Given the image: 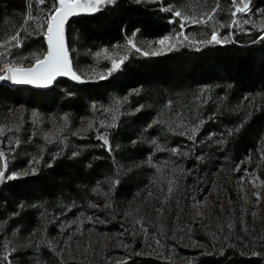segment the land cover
<instances>
[{"label": "trees", "instance_id": "16d2710c", "mask_svg": "<svg viewBox=\"0 0 264 264\" xmlns=\"http://www.w3.org/2000/svg\"><path fill=\"white\" fill-rule=\"evenodd\" d=\"M29 3L34 16L39 11L37 22L43 23L47 6L39 7L35 0H0V42L23 23ZM217 3L214 22L187 27L185 34L207 39L215 27L220 36L235 32V42L203 46L201 51L179 47L148 57L132 52L118 71L99 79L111 62L102 57L104 60L95 68L94 53L108 48L124 54L126 37L136 29L139 32L134 39L145 47L179 31V24L169 22L171 13L163 7L174 5L199 14ZM249 5L246 15L235 18L245 29L239 31L221 27L234 19L232 0H118L93 15H81L68 27L73 65L85 82L63 79L49 89L0 85V128L5 127L8 134L0 131V151L5 153L8 141L16 143L13 167L18 171L33 158L39 161H33L36 174L11 180L0 192V247L6 241L16 246L14 232L20 239L34 230L51 232L50 215L54 211L56 219L84 221L93 212L92 205H99L102 229L112 235L106 252L111 259L93 264H264V220L243 218L247 232L241 228L240 216L230 218L229 211L219 212L220 220L215 224L199 225L190 220L193 198L198 201L211 192L217 177L238 178L239 172L234 169L264 142V40L259 39L264 33L260 31L264 0H249ZM246 18L251 23L244 25ZM24 43L14 55L47 48L39 33L27 37ZM98 67L105 73L99 74ZM117 100L121 101L119 107ZM169 101L171 109L166 107ZM15 110L19 115L12 119ZM181 114L188 123L204 121L195 143L169 130V124L175 128L179 123ZM113 115L117 117L116 127H106L114 122ZM65 116L66 123L62 119ZM157 120L160 123H154ZM83 123L86 127L81 129ZM241 124L238 133L228 136L230 129ZM48 131H54L52 137L45 135ZM101 134L107 135L111 153L98 139ZM153 140L165 149L179 148L181 154L157 151ZM152 153L174 169H184L171 173L174 179L178 177V183L163 223H156L150 214L151 210L157 212V200L156 204L143 203L147 192L161 180L154 179L155 172L147 164L146 157ZM4 158H9L6 153ZM114 179H119V184L106 196ZM167 185L162 186L160 195L167 193ZM231 193L235 199L234 189ZM136 202L143 203L140 219L147 234L131 216L130 204ZM63 211L67 214L60 213ZM185 216L189 222H184ZM230 221L236 222L231 233L227 229L218 232L217 225ZM118 232H124L128 245L123 252L117 246ZM18 247L10 258L18 264H29L28 250ZM52 250L42 248L50 264H59Z\"/></svg>", "mask_w": 264, "mask_h": 264}, {"label": "snow or ice", "instance_id": "6c2138e0", "mask_svg": "<svg viewBox=\"0 0 264 264\" xmlns=\"http://www.w3.org/2000/svg\"><path fill=\"white\" fill-rule=\"evenodd\" d=\"M36 3L42 6H47V12L44 18L43 23H39L36 20V17L32 13V4L29 3L27 5V14L23 20V23L19 25L13 34L8 35L4 38L3 42H0V81H8L12 84L16 85H35L38 87H48L51 86L57 79V77H70L73 81H77L80 83L85 82L82 79V75L78 73L76 69H74L72 60L70 57V49L66 42V25L71 17L77 15H93L99 11H102L109 5H114L116 0H35ZM140 0H137L139 3ZM234 5V11H232L231 15L234 18L230 24H221V27H227L229 29H238L239 31H245L240 25L241 22L237 19L240 14L246 15L247 12L250 11L249 0H232ZM219 9V4L217 3L215 6L209 8L207 11H201L199 14H195L189 12L186 9H182L176 7L174 5H168L163 7L162 10L165 12L171 13L172 19L169 21L172 24H179V31L175 32L174 35H165L162 38L154 42H149L146 47L140 46L136 41L135 37L139 32V29L133 31L131 37H126V44L123 46L125 49L124 54L120 55L110 51L108 48L101 49L100 51L94 53L96 58L103 57L104 59L110 60L111 67L106 70V74H100L99 79H105L107 76H111L114 72L118 71L121 66L127 61L130 57V53L134 52L144 57L148 56H158L164 54L166 52H170L173 50H178L179 47H190L195 51H201L203 46L208 45H222L229 42H235L234 36L235 32L230 31L227 36H220L215 27H213L210 38L207 39H196L194 36L190 37L185 34V30L187 27L192 25H210L215 21L216 13ZM251 23L249 18L243 19L242 24L247 25ZM253 26H255L253 24ZM261 32H264V28L260 29ZM41 34L44 36L46 41V51L43 52H31L28 54H18L14 55L15 49H22L25 46V40L27 37ZM259 39L264 40V35H261ZM255 42V41H253ZM154 45H158V47H154ZM114 48L121 47L120 45H114ZM28 62L27 64L25 62ZM134 93L138 94L139 90L134 89ZM71 95V93H69ZM125 100L127 97L124 98ZM171 101L168 102L167 106L171 109ZM117 107L121 104V101H116ZM96 106L93 105V108ZM142 106L138 107L136 111H140ZM35 115V113H34ZM65 123L67 122V117L62 118ZM113 123L106 125V127L112 128L116 127L115 120L117 117L113 115L112 117ZM179 123L176 124L175 128H173L172 124H169V130L174 134L178 135H186L189 140H192L195 143V137L199 132L200 126L204 123L203 120L197 122L188 123L184 120L183 115L181 114L178 117ZM154 123H160L159 120ZM93 127L92 123H89V129ZM101 127H105L103 123H101ZM152 127V125H149ZM243 124L238 125L235 129H230L228 131V136H233L238 133ZM184 129L183 131L177 132L176 129ZM2 131V130H0ZM74 135H78V133H74ZM211 135L214 134H210ZM46 140H50V137H45ZM98 139L103 141V145L107 146V150L109 153L112 152L111 145L107 138L106 134H101L98 136ZM223 143L224 141H220ZM152 144L156 147L157 151H170L173 155H179V148L165 149L163 148L156 140L152 141ZM79 153H73V156H77ZM183 155H188V153H183ZM5 153L0 151V158H4ZM197 159H201V157H197ZM251 159V157H249ZM259 159L264 162V150H262L259 154ZM35 163L39 161L33 158ZM151 163V160L149 161ZM51 166V165H49ZM239 165L234 169V171L239 170ZM7 161L4 162L3 167H0V183L6 182L9 180H14L21 178L23 176H27L29 174H36L37 169L33 166L29 171H21L14 173H7ZM159 171V169H157ZM174 172L176 169L173 170ZM180 172H183L184 169H179ZM189 172L191 170H188ZM252 179L248 180V183L253 187H264V180L261 179L260 175L256 172L251 174ZM241 180L244 179L243 176L240 177ZM178 181V177L170 180L168 182L167 192L169 197L173 193V186ZM259 182V184H257ZM119 184V179H114L111 181V186L109 189V193H105L106 196L110 195L111 190L114 189ZM99 191V189H96ZM152 193L149 192V196ZM245 194L241 192V196L243 197ZM254 197V205L252 209V214L255 215V207L259 204L260 201V193L254 192L252 193ZM168 197L165 198L163 203L167 202ZM193 202L198 206L197 215L200 219H204L201 215L203 210L204 201H196L193 198ZM109 207L110 205H105ZM92 207H99V205H92ZM70 210V209H69ZM156 211L158 213L163 212V207L157 208ZM243 211V210H242ZM91 220V217L89 218ZM195 223V222H193ZM235 221H230L226 225H217L218 232H225L227 229L228 233H231L235 228ZM239 223L243 231L247 232L248 228L245 224L243 216L240 217ZM136 224L139 225L140 229L147 234V227L143 221V219L137 220ZM191 228L189 227V231ZM16 233L14 232L13 235ZM34 235V234H33ZM215 235V233H214ZM71 240V236L68 238ZM224 239H227V235L224 236ZM41 243H47L51 248V242L41 241ZM156 244L159 246L160 241L157 240ZM11 245V249L9 250ZM39 248V245H36ZM128 247V245H125ZM3 251H0V264H12L10 260V256L13 252L18 251L15 245H12L11 241H6L2 245ZM55 251V249H53ZM64 251L63 248L60 249L58 255L62 254ZM85 252L88 251V247L85 246ZM256 254V253H253Z\"/></svg>", "mask_w": 264, "mask_h": 264}, {"label": "rangeland", "instance_id": "374dc122", "mask_svg": "<svg viewBox=\"0 0 264 264\" xmlns=\"http://www.w3.org/2000/svg\"><path fill=\"white\" fill-rule=\"evenodd\" d=\"M118 0H116L117 2ZM42 5H39V7ZM34 15V14H33ZM39 15V11L36 12L35 16ZM260 25L262 28H264V21H260ZM187 30V28H186ZM185 30V31H186ZM264 35V33H263ZM68 41V39H67ZM71 54V53H70ZM72 58V55H71ZM95 58V68L99 66L100 62L104 59L102 57ZM102 58V59H101ZM101 59V60H100ZM73 64V61H72ZM74 67V65H73ZM75 69V68H74ZM98 73L101 72L105 73L103 69L99 70ZM96 73V74H98ZM0 85H9L12 86V83L8 81H0ZM19 111V110H18ZM18 111H14L12 115V119L16 118L18 116ZM86 124H82L81 129H84ZM80 129V130H81ZM1 133L4 136L8 137L7 131L5 130V127L0 128ZM54 131H48L45 133V135L53 136ZM52 139V138H51ZM56 139V138H55ZM8 143L4 144L5 147V153L8 155L9 158L0 159V167H3V164L5 161H7V173H14V172H21V171H29L31 167L36 168V164L33 161H29L24 168H19L20 170L16 169V162H15V155H14V148H16V143L14 141H11V144ZM1 145V142H0ZM13 146L12 151H9L8 148H11ZM264 150V142L260 143L258 146V149L256 152H251L244 158L243 163L239 166V176L235 180L231 177L223 178L220 177L215 178L212 191L209 192L206 196H204L202 199L198 201H204L203 204V210L201 215L204 219H200V217L197 215L198 213V206L193 202L192 203V211L190 213V220L192 222H195L194 224L202 225L204 222L209 224H215L219 223V212L222 214L228 213V211L231 213L230 218L237 217V216H243V218L251 217L254 221H261L264 220V187H253L251 184L248 183V180L252 179L251 174L253 172H256L260 175L261 179L264 180V162H262L259 159L260 152ZM154 154H148L146 157L147 164L149 168L153 172H155L156 177L155 180H160L157 182L156 187L149 190L144 197V204L147 203H154L157 204L156 207L160 208L163 207L162 213H153L151 210V213L153 217L155 218L156 223H163V220L166 222L168 212L171 210L170 200L172 199L173 193L169 197L168 192L160 195L158 193L161 191L162 186L165 184L167 185L170 180H173L174 178L171 177V173L174 171V167L172 164H168L167 161H163L162 159H157ZM251 157V159H249ZM151 160V163L149 162ZM15 166V167H13ZM14 168V171H12ZM159 169V171L157 170ZM180 168H177L175 172H180ZM243 176L244 179L241 180L240 177ZM158 178V179H157ZM2 182L0 183V192L4 188V186L10 182ZM156 182V181H155ZM178 183V181H177ZM177 183L174 184L173 188L176 189ZM259 184V182H257ZM168 188V185L166 186ZM232 189H234L235 199L232 198ZM174 191V190H173ZM149 192L152 193L151 196H149ZM241 192H243L245 195L242 197ZM259 192L260 193V201L259 204L255 207V215L252 214V209L254 205V197L252 193ZM160 198V196H162ZM168 197L167 202L163 203L161 205V202L165 200V198ZM159 200V201H158ZM143 203L136 202L135 204L131 203V216L137 221L140 219L141 216V208L143 207ZM93 212L91 215L84 219V221H80L78 218L74 220H66V217L62 219H56V212H52L50 215V230H40L41 233L37 230H34L28 237L20 239L16 234L14 235V238L16 239V247L22 246V250H28V263L29 264H50V261L46 260L42 248L49 247L47 243H41V241L51 242V249H55L53 251L54 257L57 256L59 264H69L68 260L72 261H78L81 264H93L96 260L97 262H105L106 260H110V257H107V249L110 244V239L112 235L110 233H107L103 231L102 227L104 224V219L99 216V210L102 209V207H92ZM243 210V211H242ZM65 213L66 212H60ZM59 213V214H60ZM66 216V215H65ZM184 216V215H183ZM91 217V220L89 219ZM185 219L184 222H189V218L187 219L186 216L183 217ZM83 220V219H82ZM178 223V222H176ZM177 225V224H176ZM54 232V233H53ZM50 233V234H49ZM34 234V235H33ZM71 236V240L68 238ZM19 240H18V239ZM15 241V240H14ZM24 247H23V245ZM21 244V245H20ZM39 245V248L36 247V245ZM126 241H125V235L124 232H118V242L117 246L118 249L121 250V252L127 250L125 247ZM85 246L88 247V251L85 252ZM50 248V247H49ZM63 248L64 251L62 254L58 255L57 253L60 252V249ZM102 248L103 251L102 252ZM11 247L9 248V250ZM0 251H3V248L0 247ZM17 252V251H16ZM15 252L12 253V255ZM122 255H119L121 257ZM115 257H118L116 254ZM12 261V264H18L15 259L10 258Z\"/></svg>", "mask_w": 264, "mask_h": 264}, {"label": "water", "instance_id": "95a60500", "mask_svg": "<svg viewBox=\"0 0 264 264\" xmlns=\"http://www.w3.org/2000/svg\"><path fill=\"white\" fill-rule=\"evenodd\" d=\"M81 15H77V16H74V17H71L66 25V42L68 44V41H67V32H68V27L70 26V24L76 20L77 18H79ZM70 57H71V54H70ZM72 60V58H71ZM63 79H67V80H70V81H73L70 77H57L56 81L51 85V86H48V87H38V86H35V85H16V84H12L13 87H16V86H28V87H32V88H35V89H49V88H52L57 82H59L60 80H63ZM75 83H80V82H77V81H73Z\"/></svg>", "mask_w": 264, "mask_h": 264}]
</instances>
